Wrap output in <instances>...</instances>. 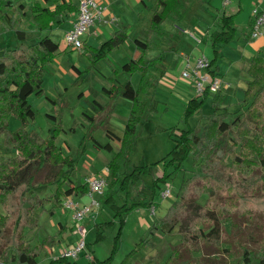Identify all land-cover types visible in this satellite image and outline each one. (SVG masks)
Here are the masks:
<instances>
[{
  "label": "trees",
  "instance_id": "16d2710c",
  "mask_svg": "<svg viewBox=\"0 0 264 264\" xmlns=\"http://www.w3.org/2000/svg\"><path fill=\"white\" fill-rule=\"evenodd\" d=\"M29 1L30 8L26 10L21 0H0V17L6 21L0 23V33L14 30L19 41L11 49L0 47V141L3 135L2 143L17 152L5 154L0 151V202L5 210L0 213V264H30L31 259L41 256L48 245L54 246L61 241L56 235H49L35 244L27 235L30 229L40 225L37 208H43L46 201L37 191L43 187L55 188L52 195L56 204L47 210L50 215L63 207L64 185L72 181L71 172L85 155L86 143L103 126L97 115L84 111L89 127L77 156L66 153L57 145L59 128H52V134L47 138L27 129L30 119L37 114L29 96L45 93L46 69L60 54V42L49 32L59 23V15L78 9L77 4L71 5V2L58 1L52 9L54 0ZM189 2L156 0L157 8L149 27L143 31V37L135 39L142 53L123 64L121 71V68L113 70L109 77V102L101 104L94 100L91 104L100 114L118 97L132 102L119 150L113 151L109 143L106 146L113 155L107 164L109 184L104 202L115 205L117 212L110 221L95 225L97 239L106 237L104 228L118 224L113 252L116 251L128 215L139 207L151 208L160 193L161 184L167 183L173 172L168 170L171 167L181 169L182 162L194 153L196 161L202 163L201 170L182 181L179 198L150 229L151 236H155L168 223L173 228L178 227L184 236L179 244L173 246L166 264H264V56L256 55L250 62L241 110L232 121L227 120L232 112L222 105L224 94L220 91L212 102L213 111L202 136L190 119L203 109L208 94L189 101L183 112L186 127L179 130L173 149L160 160L165 165L164 171L151 186H143L139 190L141 196L149 191V199L136 200L132 188L149 173L150 166L136 165L132 170L123 171L138 143L139 126L147 120V112L156 109L157 101L151 91L161 82L162 75L156 70L164 63L167 52L162 48L165 22L185 20ZM27 17L33 19L41 33L35 41L30 40L25 30L17 27ZM235 19L234 14H223L219 29L213 32L212 44L216 55L220 45L236 38L238 26ZM254 22L251 21L252 28ZM128 38L127 30L120 29L100 47L88 46L89 59L92 63L106 59ZM156 49L161 52L155 57L146 56L147 51ZM216 60L217 57L211 59V66ZM138 72L141 75L138 86L131 80L121 81L123 73L134 75ZM12 117H17L22 123L16 130L10 127ZM228 154H234L231 164L223 163ZM87 189L86 183L75 187V191L82 194ZM204 194H208V198L200 202ZM226 222H230V230ZM150 238L141 239L129 255L151 244ZM48 264H73V261L59 256ZM85 264H105V261L91 255Z\"/></svg>",
  "mask_w": 264,
  "mask_h": 264
},
{
  "label": "rangeland",
  "instance_id": "374dc122",
  "mask_svg": "<svg viewBox=\"0 0 264 264\" xmlns=\"http://www.w3.org/2000/svg\"><path fill=\"white\" fill-rule=\"evenodd\" d=\"M21 1L25 4L26 10H28L30 8L31 2L29 0ZM57 1L60 0H54L53 3H56ZM3 22H6L5 19L0 17V23ZM17 27L25 30L28 34V37L32 41H35L41 35V33H39V31L37 30L36 24L32 18H23L17 25ZM62 28L64 29L65 27L62 26ZM51 35L56 41H59L61 43V48L64 51L60 50V52L64 53H61L59 55L62 59L58 61V64L54 63L46 69L43 82L45 93L42 95H37L34 93L29 96V101L37 110V114L34 119H30L27 129L32 132L35 131L42 138H47L52 134V128H59L60 130L58 131V137L56 139L57 145L63 147L66 153L77 156L78 150L81 147V142L85 136V132L89 127V121L84 115V111L88 110L89 114L96 113L91 104L94 100L97 99L94 96L87 97V93L91 90L90 87H99L98 85L103 84V79L105 75H107L108 65H106V59L100 60L97 63H92L89 59V51H86L87 53L82 54L80 51H74L72 47H66L67 43L65 40V35L63 36L59 33L54 32H51ZM18 44L19 43H17V37L14 30L9 29L4 33H0V47H2L3 49H11L16 47ZM119 49L120 48H116L114 49V51L109 53L110 60L115 61L114 58L117 57L118 53L121 52L118 51ZM205 51L209 56H214L210 48L206 47ZM124 52L126 53V50H124ZM67 58L70 60H68ZM220 60L221 58H219V60L215 62L216 68L217 63H220ZM70 64H75L81 69V71H84L83 73L85 77H83V79H77L75 73L69 66ZM113 70H111L110 75L113 74ZM121 70L122 66L120 71ZM125 74L129 73L122 74V82H124L122 79H124ZM110 75H108V80ZM130 75L131 74H129V78H132L135 83L136 81L140 80V72L136 73V75L134 74V77H130ZM108 82L111 86L110 80ZM135 83V86L139 85V82L137 84ZM85 90L87 91L85 92ZM162 90L165 95L162 94L163 97L161 98L160 93L162 92ZM152 92L153 95L156 94L158 96L157 100L160 101V107L157 111L150 110L152 111V113L151 118L147 120L149 121V124L147 126H139V140L132 153L131 161L127 165L123 166V171L132 170L136 165L148 164L150 166L149 173L145 174L139 181V183L132 188L133 196L136 198V200L139 201H143L144 198L149 199L151 195L149 191L145 192V195L143 194L141 196L139 195V190L143 186L146 188L151 186L153 180L157 176L162 174L165 169V165L160 160H162V158H164L173 149L175 145V138L177 137L179 130L183 127H186V121L183 117L184 111L181 112V110L179 112V115H176L177 111L180 110V108L177 107V109L171 105L172 100L174 101L173 97L175 96V94L171 95V93H168L169 90L165 88L163 89V87H161L160 85L156 89H153ZM119 98H121L119 102L120 110L125 107V101H131L124 97H118L116 100H118ZM167 105H169V109L167 108ZM223 106H225L229 111L232 112V114L227 119L228 121H232L235 114H237L241 110V99L239 100L237 97H233L232 99L224 102ZM212 111V104L210 101H208L203 109L199 111L195 117L190 119L191 124L198 127L200 135L202 136L204 135V132L209 124L210 114L212 113ZM126 113L127 112L125 111H120V114L116 115V118H114L113 130L116 133L115 135L117 138L113 140V144L116 148H120L122 138V134L119 133L117 127L119 124H123L122 119L123 116L126 115ZM54 116H56L57 118H54ZM177 116L179 118H177ZM99 122L103 126L100 127L94 133L92 139L86 143L87 151L85 155L81 157L78 165L71 172L72 181H68L64 185V198L70 195L75 196L77 194H81L75 191V187L79 183L78 179H80V183L83 184L90 176H93L95 174H106L107 172H109L107 170L106 161L112 158L113 153L105 149L104 147L107 141L105 129H107L108 127L104 128L106 124L105 120ZM21 124V121L17 117L11 118V129L16 130L21 127ZM3 140L4 136L2 135L0 141V151L5 154H16V151L8 149L2 143ZM233 158L234 154H228L223 159V163L231 164ZM201 164L202 163H200L199 161H196L194 153H191V155L182 162L181 169L174 170V168L171 167L168 170L173 172L169 177L167 183H162L160 186V193L156 198L160 203H153L152 207L150 208L151 211L155 209V218L165 215L167 208L179 198L178 193L182 181L192 176L196 171H200L202 168ZM166 188H171V194L167 198H163L161 194ZM54 189L55 188L53 186L43 187L37 191V193L41 197L45 198L46 201L43 208H37V213L40 217V223H42L43 226L42 229H40V232L36 234L34 233L35 229H30L27 234L32 241L37 240L38 236L40 237L39 239H43V237H45L44 235L52 233L50 232L51 230L49 229V227L45 225V222H47L48 216H50L47 210L54 204H56V199L52 195ZM105 197L106 195L102 196L103 199H105ZM207 198L208 194H204L199 201L205 202ZM85 200L89 199L86 197ZM89 202L90 201H88V203ZM101 203L103 204V201ZM104 205V213L101 212L100 214H98V212L91 216V220L92 222H94V226H90L85 222V228L87 230L86 240L88 246L87 249L79 255V257L71 259L73 261V264H75L74 262L76 261L77 264L87 263L86 260L88 258V255H95L100 261H105V264H166L167 260L172 255L173 246L179 244L184 238L178 227L173 228L168 223L165 224L155 236H151L150 230H148L139 222L136 223L134 219L135 217L130 214L128 215V218L126 220L122 238L118 242V248L116 249V251H114L115 254L113 256V250L116 245V234L119 228L118 224L107 226L106 228H104V234L106 235V237H103L99 240L97 239L98 233L97 229L95 228V224L100 223L104 220H109L110 217L107 216L109 215L113 217L117 212L115 205L111 203H104ZM4 212V207L0 202V213ZM226 223L227 228L230 230V222ZM68 224L70 226L72 224L70 218L68 220ZM70 226L67 228H70ZM73 232L75 238L71 243H75L79 239V235L76 234L75 231ZM62 234L63 233H60V235ZM55 235L56 238H59V234ZM143 238H150L152 243L142 247L138 252L129 255L130 251L134 247H136L137 243H139ZM52 247L53 246H47L45 250H48L47 255H51ZM57 250L58 251H56V253L54 254L55 257L61 256L62 252L64 251L61 249ZM42 256L39 257L42 258ZM112 256L113 258H111ZM108 258H110V260ZM32 260L33 259H31V261ZM50 260V258L47 259L46 264L49 263Z\"/></svg>",
  "mask_w": 264,
  "mask_h": 264
},
{
  "label": "crops",
  "instance_id": "0c3cea01",
  "mask_svg": "<svg viewBox=\"0 0 264 264\" xmlns=\"http://www.w3.org/2000/svg\"><path fill=\"white\" fill-rule=\"evenodd\" d=\"M59 2L62 3L63 1L60 0ZM101 3L104 6L102 18L97 21L84 36L85 48L87 49L88 46L100 47L104 41L112 37L115 32L120 29H126L129 34L128 40L119 47L120 49L118 51L121 52L118 53V56L114 58L115 61L110 60V55H108L106 58V65H108V69L107 75H105L103 79V84L98 85L99 87H90L91 90L87 93V97L94 96L98 102H101V104H107L110 99L108 94L110 88L108 75L111 74V70L115 68L120 69L123 64L127 63L132 58L138 57L142 53V50L136 45L135 39L139 36L143 37V31L149 27L153 12L156 10L157 5L156 0H101ZM43 4L47 3L43 2ZM56 4L57 3L52 2L51 8L54 9ZM74 4H76V0H71V5ZM189 4L190 9L185 20L181 22H165L166 35H164L162 38V48L167 52L165 53L164 63L160 64L159 68H157L158 70H156V72L162 75L160 86L163 87V89L165 88L169 90L168 93H171V95L175 94L173 97L174 101L172 100L171 105L175 108H180L176 115H179L181 110V112L185 110L187 104L192 98L197 97L192 82L183 78L181 74V71L184 68V58L187 55L192 56V58L200 55H205L210 59L217 57V60H219V58H221L220 63H217V68L215 67L214 63L209 69V72L214 77L221 79L223 82V87L220 90L224 94L223 103L229 99H232L233 97H237L239 100L243 99L244 91L247 87V80L249 78L247 69L250 65V62L256 55L260 54L264 56V30L259 36L253 37L251 26V21H255L256 19L253 10L255 8L264 9V0H191ZM223 14L236 15L235 20L238 26V33L233 41L228 44L220 45L218 47V55H216L212 44V34L214 31L219 29L220 19ZM58 18L60 20L59 23L53 27L50 33H59L64 36L66 31H68L76 22L78 18V9L76 11L63 12ZM62 26L65 28L63 29ZM42 34H44V32ZM193 36L200 38L201 42H197ZM17 43H19L18 40ZM66 47H68V45ZM206 47L211 49L214 56L211 57L206 53ZM60 50L64 51L61 48V43ZM73 50L80 51L77 49ZM124 50H126V53ZM80 52L82 54L87 53L83 51ZM160 52L161 50L159 49L149 50L146 52V56L153 58ZM61 53L64 52H60V54ZM61 59L62 58L58 56L54 63L58 64V61ZM69 66L75 73L77 79H83V77H85L84 73H80L81 69L77 65L70 64ZM47 68H49V66ZM135 75H130V77H134ZM124 79L122 80H131L133 83H135L132 78H129V74H125ZM138 82L139 80L136 81L135 84ZM87 90H85V92ZM160 94L161 98L163 97L162 94L165 95L163 90ZM217 94L208 97V101H210L211 104ZM154 97L157 101L156 109L154 110L157 111L160 107V101L157 100L158 96L156 94ZM120 100L121 98L113 101L111 106L102 113H95L99 119L102 118L100 121H106L104 128L108 127L105 129L107 141L104 145L105 149L107 150H109V148L106 147L108 143L112 147L113 151L119 150V148H116L113 144V140L117 138L115 135L116 133L113 130L114 118H116V115L120 114V111L127 112L126 115L123 116V124H119L117 127L119 133L123 136L122 130L124 132V126L131 110L132 102L125 100V107L120 110ZM167 108H170L169 105H167ZM151 113L152 111L147 112V120L151 118ZM177 118L179 117L177 116ZM147 120L141 125L147 126L149 124V121ZM113 151L110 152L113 153ZM109 160L106 161V166ZM78 182L79 183L77 185L82 184L80 183V179H78ZM104 195H107V190L104 192ZM102 196L103 195H101L100 199L101 202L103 201V204L101 205L99 213L96 212L98 214L103 212V208L105 207V202ZM86 197L89 200H85ZM75 198H77L81 203H88V201H90V198L86 193L77 194L75 195ZM154 203L160 202L155 199ZM94 214L87 217V221H85L90 226H94V222L91 220V216ZM131 215L135 217L134 219L136 223L139 222L148 230L152 228L154 222L159 218H155L154 213H152L151 209L147 207H139L131 212ZM107 217H110V219L101 222H107L113 218L109 215ZM69 218L72 222L71 226L68 224ZM73 223L72 214L64 207L57 209L53 215L48 216L45 225L49 227L51 230L50 232L52 233H48L44 236L46 237L48 235L59 234V238L57 239H61V241L51 248V255H47L48 250L44 251L42 254L43 256L41 255L42 258H40L41 256L33 258V260L30 261V264H46L47 259H52L55 257L54 254L56 251H58L57 249L64 250L66 246H69L75 238L73 232ZM69 226L70 228H67ZM42 227V223H40V225L35 228L34 233H39ZM60 233L63 234L60 235ZM45 237H43V239ZM39 238L40 237L38 236V239L33 240L32 242L37 244L43 240Z\"/></svg>",
  "mask_w": 264,
  "mask_h": 264
},
{
  "label": "built area",
  "instance_id": "2783aa9c",
  "mask_svg": "<svg viewBox=\"0 0 264 264\" xmlns=\"http://www.w3.org/2000/svg\"><path fill=\"white\" fill-rule=\"evenodd\" d=\"M62 1L66 3L71 2V0ZM76 4L78 6V18L73 26L66 31L65 40L67 45L73 49L86 52L84 36L102 18L104 6L101 0H76ZM253 13L256 19L252 28V36L257 37L264 30V9L255 8ZM193 37L197 42H201V39L197 36ZM211 67V59L205 55L195 58L187 55L184 58V68L181 74L183 78L192 82L197 96L203 97L206 93L208 97L213 96L220 92L223 87L221 79L214 77L209 72ZM107 170L109 171L108 168ZM85 183L88 187L86 194L90 198L89 203H81L74 195L64 198L62 202L63 207L72 214L74 231L79 235V239L67 246L61 254V256L71 259L79 257L87 249L85 220L90 215L99 212L101 208L100 197L104 195V192L108 188V173L90 176ZM170 194L171 188H166L161 196L167 198ZM154 211L155 209L152 210V213ZM88 258L91 259V255H88Z\"/></svg>",
  "mask_w": 264,
  "mask_h": 264
}]
</instances>
